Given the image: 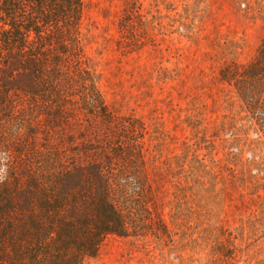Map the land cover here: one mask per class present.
<instances>
[{
    "label": "rangeland",
    "instance_id": "374dc122",
    "mask_svg": "<svg viewBox=\"0 0 264 264\" xmlns=\"http://www.w3.org/2000/svg\"><path fill=\"white\" fill-rule=\"evenodd\" d=\"M80 33L82 66L107 112L137 125L130 137L152 187L139 234L108 236L84 264H264V146L244 150L225 129L238 97L219 78L257 54L264 0H85ZM76 66L74 110L44 126L40 142L106 149L101 109L85 100ZM113 130L124 148L126 127Z\"/></svg>",
    "mask_w": 264,
    "mask_h": 264
},
{
    "label": "trees",
    "instance_id": "16d2710c",
    "mask_svg": "<svg viewBox=\"0 0 264 264\" xmlns=\"http://www.w3.org/2000/svg\"><path fill=\"white\" fill-rule=\"evenodd\" d=\"M84 8L85 0H0V264H84L108 236L138 235L148 220L140 219L152 187L144 151L130 137L137 125L114 120L82 66ZM73 64L88 86L85 100L101 109L95 115L108 129L106 149L68 153L40 142L44 126L60 125L74 110L67 105ZM219 78L238 97L225 129L237 131L233 141L244 150L264 146V40L250 62L226 64ZM118 123L126 127L119 149L112 141Z\"/></svg>",
    "mask_w": 264,
    "mask_h": 264
}]
</instances>
